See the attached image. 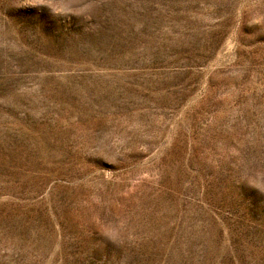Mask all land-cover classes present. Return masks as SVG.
Instances as JSON below:
<instances>
[{
  "label": "rangeland",
  "instance_id": "374dc122",
  "mask_svg": "<svg viewBox=\"0 0 264 264\" xmlns=\"http://www.w3.org/2000/svg\"><path fill=\"white\" fill-rule=\"evenodd\" d=\"M0 264H264V0H0Z\"/></svg>",
  "mask_w": 264,
  "mask_h": 264
}]
</instances>
